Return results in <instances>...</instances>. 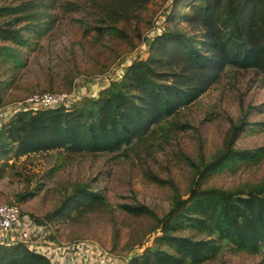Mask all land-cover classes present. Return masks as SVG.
<instances>
[{
  "label": "rangeland",
  "instance_id": "obj_1",
  "mask_svg": "<svg viewBox=\"0 0 264 264\" xmlns=\"http://www.w3.org/2000/svg\"><path fill=\"white\" fill-rule=\"evenodd\" d=\"M191 1L0 0V9L22 8L31 16L15 26L27 28L21 31L24 45L0 42V108L35 93H72L81 87L87 92L81 100L96 97L119 79L124 66L147 58L158 27L187 32L182 16ZM13 18L5 11L0 25ZM172 123L135 149L111 154L61 151L16 158L0 147V206L15 204L42 220L75 189L87 188L105 198L104 206L47 223L57 239L94 243L120 264H154L132 261L154 247L153 238L160 235L152 231L155 221L130 215L121 206L143 205L164 215L175 196L187 198L198 179L196 167L225 149L232 126L237 128L232 148L253 152L256 159L213 171L202 179V188L233 191L262 182L264 79L253 70L227 69ZM203 264H264V254L226 248Z\"/></svg>",
  "mask_w": 264,
  "mask_h": 264
},
{
  "label": "trees",
  "instance_id": "obj_2",
  "mask_svg": "<svg viewBox=\"0 0 264 264\" xmlns=\"http://www.w3.org/2000/svg\"><path fill=\"white\" fill-rule=\"evenodd\" d=\"M187 7L182 16L187 32L177 28L159 32L147 58L124 66L119 79L111 80L96 97L68 108L18 113L0 125V147L16 158L61 151L93 155L133 150L158 131L164 132L167 124L173 126L180 111L227 69L253 70L264 79V0H192ZM5 11L14 18L0 25V42L24 45L21 31L27 28L15 26L31 16L22 8H2L0 16ZM236 129H230L222 152L196 167L198 179L187 198L175 196L164 215L158 217L143 205L121 206L130 215L152 218V231L160 234L153 238L154 247L145 248L132 263L203 264L226 248L264 254V180L233 191L201 186L213 171L256 159L253 152L232 148ZM104 204L101 194L77 188L42 220L27 215L47 224L58 217L96 212ZM186 230L192 236L177 235ZM0 248V264H50L21 242Z\"/></svg>",
  "mask_w": 264,
  "mask_h": 264
},
{
  "label": "built area",
  "instance_id": "obj_3",
  "mask_svg": "<svg viewBox=\"0 0 264 264\" xmlns=\"http://www.w3.org/2000/svg\"><path fill=\"white\" fill-rule=\"evenodd\" d=\"M173 0H168L172 2ZM161 25V24H160ZM162 31L158 27L151 36ZM150 36H148V40ZM148 41V42H149ZM120 71H118L119 76ZM120 77V76H119ZM118 77V78H119ZM115 80V79H113ZM87 95L81 87L72 93L41 92L22 101L0 108V125L20 112H38L60 107H72ZM21 242L33 254L46 258L50 264H120L108 250L87 241L60 242L50 224H38L15 204L0 206V244Z\"/></svg>",
  "mask_w": 264,
  "mask_h": 264
}]
</instances>
